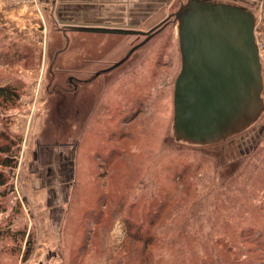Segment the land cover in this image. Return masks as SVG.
<instances>
[{
	"label": "rangeland",
	"instance_id": "1",
	"mask_svg": "<svg viewBox=\"0 0 264 264\" xmlns=\"http://www.w3.org/2000/svg\"><path fill=\"white\" fill-rule=\"evenodd\" d=\"M213 1L255 13L263 107L194 144L173 129L175 13L144 37L66 39L30 2L0 0V85L19 96L0 106V145L17 147L0 186V264H209L222 239L230 264H264V0Z\"/></svg>",
	"mask_w": 264,
	"mask_h": 264
},
{
	"label": "water",
	"instance_id": "2",
	"mask_svg": "<svg viewBox=\"0 0 264 264\" xmlns=\"http://www.w3.org/2000/svg\"><path fill=\"white\" fill-rule=\"evenodd\" d=\"M181 68L174 82L173 129L194 144L222 140L253 122L263 107L255 13L213 0H191L175 12ZM85 31L148 34L125 27Z\"/></svg>",
	"mask_w": 264,
	"mask_h": 264
},
{
	"label": "crops",
	"instance_id": "3",
	"mask_svg": "<svg viewBox=\"0 0 264 264\" xmlns=\"http://www.w3.org/2000/svg\"><path fill=\"white\" fill-rule=\"evenodd\" d=\"M175 0H35L33 8L43 16L45 32L49 24L67 39L70 33L117 35L113 32L85 31L83 26L125 27L151 30L155 24L174 14ZM25 7V6H24ZM17 10L13 11L15 14ZM161 21L159 24H161ZM158 24V25H159ZM123 34V33H118ZM140 36L145 34L135 33ZM146 37L144 41H148ZM43 245V233L40 236ZM42 248V247H41ZM42 250V249H41ZM41 250L35 251V255Z\"/></svg>",
	"mask_w": 264,
	"mask_h": 264
},
{
	"label": "trees",
	"instance_id": "4",
	"mask_svg": "<svg viewBox=\"0 0 264 264\" xmlns=\"http://www.w3.org/2000/svg\"><path fill=\"white\" fill-rule=\"evenodd\" d=\"M19 96L18 93L16 92V90L8 85H0V106H1V102H16L18 100ZM174 110V109H173ZM174 116V114H173ZM7 139V138H6ZM8 142L6 144L0 145V186H3L6 184L7 181V175L4 171L3 168H8V169H13L15 166V158H16V152H17V147L13 149V144L12 141L9 139H7ZM10 142V144H9ZM3 153V154H1ZM146 223H142L140 224L141 226H138L139 231H142L143 234L144 233H148L149 228L147 229H143L142 227L145 225ZM150 226V224H148ZM130 227V225H129ZM139 234V233H138ZM145 237V238H144ZM138 238H141L138 237ZM144 242L146 241V243L148 244L149 241L152 240V238L150 237L149 234L143 236ZM159 239V238H158ZM230 240L229 239H222V241H215V245L216 247H214V245L212 244L210 247H212L213 249H211V253L212 254V262H209V264H230L231 262L230 259H236V256L234 257V253H232L230 255V250H231V245H230ZM27 242V241H26ZM221 245V247H219ZM209 247H207V245H205V250L203 251L204 254L207 253ZM225 248H228L227 250L229 252L226 251ZM215 249V250H214ZM229 253V254H228ZM209 254V255H210ZM244 256V254H243ZM207 259L203 258L201 259V264H207Z\"/></svg>",
	"mask_w": 264,
	"mask_h": 264
},
{
	"label": "built area",
	"instance_id": "5",
	"mask_svg": "<svg viewBox=\"0 0 264 264\" xmlns=\"http://www.w3.org/2000/svg\"><path fill=\"white\" fill-rule=\"evenodd\" d=\"M27 2H30V4L32 5L33 3H35V0H26ZM255 40H256V36H255ZM256 43H257V46L259 48V58H260V61H262L263 59L261 58V55L262 54V51H261V47L259 46V43L258 41L256 40ZM264 53V52H263ZM262 64V63H261Z\"/></svg>",
	"mask_w": 264,
	"mask_h": 264
},
{
	"label": "bare ground",
	"instance_id": "6",
	"mask_svg": "<svg viewBox=\"0 0 264 264\" xmlns=\"http://www.w3.org/2000/svg\"><path fill=\"white\" fill-rule=\"evenodd\" d=\"M255 35V34H254ZM258 54H259V48H258ZM260 59V58H259ZM260 63H261V61H260ZM261 66H262V64H261Z\"/></svg>",
	"mask_w": 264,
	"mask_h": 264
},
{
	"label": "flooded vegetation",
	"instance_id": "7",
	"mask_svg": "<svg viewBox=\"0 0 264 264\" xmlns=\"http://www.w3.org/2000/svg\"><path fill=\"white\" fill-rule=\"evenodd\" d=\"M153 33H154V32H153ZM148 34H150V32H149ZM145 35H147V34H145Z\"/></svg>",
	"mask_w": 264,
	"mask_h": 264
}]
</instances>
